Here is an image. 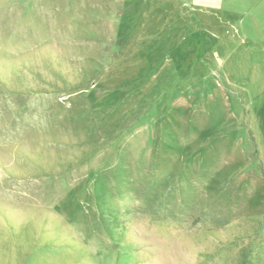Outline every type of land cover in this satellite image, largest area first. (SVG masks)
<instances>
[{"label": "rangeland", "instance_id": "374dc122", "mask_svg": "<svg viewBox=\"0 0 264 264\" xmlns=\"http://www.w3.org/2000/svg\"><path fill=\"white\" fill-rule=\"evenodd\" d=\"M0 264H264V0H0Z\"/></svg>", "mask_w": 264, "mask_h": 264}]
</instances>
